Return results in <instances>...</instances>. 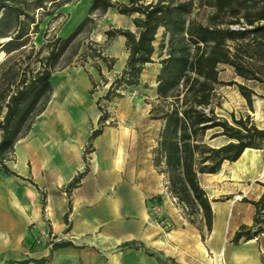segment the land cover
Returning a JSON list of instances; mask_svg holds the SVG:
<instances>
[{
	"label": "crops",
	"instance_id": "0c3cea01",
	"mask_svg": "<svg viewBox=\"0 0 264 264\" xmlns=\"http://www.w3.org/2000/svg\"><path fill=\"white\" fill-rule=\"evenodd\" d=\"M6 2L21 3L26 14L0 8V46L19 27L25 33L18 49L30 40L45 44L37 17L41 4ZM48 3H56L50 18L67 13L55 37H67L90 16L91 0ZM74 14L77 21L69 25ZM133 17L107 7L90 34L104 41L109 27L133 31ZM106 52L120 56L119 68L52 70L47 101L0 166V264H264V231L253 234L252 202L264 193V144L245 148L216 172L198 174L213 216L210 229L201 214L197 225L169 191L167 173L154 165L164 120H158L157 132H138L125 115L138 110L133 90L110 86L128 56L124 37H116ZM107 103L115 117L107 116ZM207 142L219 146L226 140ZM223 176L231 178L232 189L221 201L217 180ZM242 225L249 235L235 240Z\"/></svg>",
	"mask_w": 264,
	"mask_h": 264
},
{
	"label": "trees",
	"instance_id": "16d2710c",
	"mask_svg": "<svg viewBox=\"0 0 264 264\" xmlns=\"http://www.w3.org/2000/svg\"><path fill=\"white\" fill-rule=\"evenodd\" d=\"M6 1L0 0V8L6 7L16 16L26 14L20 3L24 0H10L20 4L9 7ZM50 1L31 3L44 7ZM192 4V0H91L88 13L114 7L121 14H135L132 22L137 34L123 28L106 31L108 36L116 33L126 38L128 56L121 79L126 84H138L143 67L153 61L158 29L162 27L168 34L167 55L159 61L156 79V93L167 100V105L154 116L164 120L154 165L167 173L169 191L186 207L189 216L201 214L210 229L212 210L198 174L216 172L223 161H234L245 148H258V141H264V128L257 127L249 117H232L231 123L210 107L214 85L223 82L218 76L219 64L229 65L235 75L264 87V0H205L204 4L212 8L206 22L187 17ZM89 20L86 16L67 37H55L49 43L45 62L36 69L28 63L21 68L17 57L9 54L21 46L17 41L25 33L24 27L0 46V60L4 51L9 54L0 63V166H5L14 142L26 132L49 97L52 70L48 59L56 54L59 42L74 37ZM229 84H236L251 105L255 92L252 88L233 80ZM208 130L211 132L207 136ZM219 136L226 142L219 146L207 142ZM252 202L256 205L253 234H258L264 231V193ZM249 232L250 228L242 225L234 238L248 237Z\"/></svg>",
	"mask_w": 264,
	"mask_h": 264
},
{
	"label": "rangeland",
	"instance_id": "374dc122",
	"mask_svg": "<svg viewBox=\"0 0 264 264\" xmlns=\"http://www.w3.org/2000/svg\"><path fill=\"white\" fill-rule=\"evenodd\" d=\"M75 1L76 0H58V3L62 4L64 2L68 3ZM111 1L121 2V0ZM127 1L128 0H124V2ZM152 1L154 2L156 0H141V2L145 3ZM192 1L193 4L191 7V12L187 15V17L194 18L201 22H206L207 16L212 11V8L204 4L205 0ZM27 3L29 4V2ZM55 4L56 3H46L43 7L44 10H40L39 15L37 16L39 19L42 20L40 21L44 27V35H46L47 42L42 46H36L32 43V40H30L27 42L24 48L17 49L16 51H12L10 53V55L17 57L18 61L20 62L19 66L21 68L24 67L26 63H28L30 64L31 68L36 69L41 66L42 62H45V57L48 55L50 50L49 43H52L55 39V36H52L54 31L67 19V13L65 12H61L57 16H53L52 18H50L52 6H54ZM80 8L81 6L79 7V9ZM99 14L100 11L98 9L91 11L90 20L83 25V27L74 37H72L68 41L58 43L55 48L56 54L52 58L48 59V62L50 63L49 68L51 70H60L67 66H86L88 64H93L94 66L99 65V67L103 66L108 70L119 68L120 56H108L106 49L110 42H113L116 37L124 36L116 33H113L111 36H108L106 34V30V40H94V38H92L90 34V31L95 18H98ZM134 15L135 14H132V16ZM129 17H131V15H129ZM76 21L77 16L74 14L71 18L69 25L74 24ZM116 28L118 27L112 26L109 27L108 30H114ZM132 30L134 31V33L137 34V29L135 26H132ZM124 42L126 47L125 37ZM153 43L155 45V51L152 54L153 61L147 63L143 67L138 84H126L123 80H121L123 69L116 72L115 76L112 78L110 83V86H124V88H129L133 90L132 96L134 97L135 103L139 104L138 110L136 112L133 111V113L131 114L126 113L125 115L128 119L129 117H132L133 121L135 122V126L137 127V130L140 133L158 131V128L160 127V122H158V120L161 119L155 118L154 116L156 114L161 113V111L167 105V100L155 96L154 94V89H156L157 74L161 66L159 61L162 57H165L167 55L168 51V34L164 32L162 27L158 29L156 33V38ZM161 44H163V48H161ZM3 54L5 55V52H3ZM4 55L2 59L4 58ZM2 59L0 60V63ZM218 69L219 79L223 82L214 85L212 102L210 104V107L213 109L214 113L219 117L227 119L231 123L232 117H242L243 119L249 117L250 121L254 123L257 127L264 128V87H262L258 83L249 80H244L241 77L235 75L232 67L227 64H219ZM18 71L20 72V70ZM231 80L243 83L244 85L252 88L255 91L251 96V105L247 103L245 97L240 93L236 84H229V81ZM117 93H119L120 95L122 94L121 91H118ZM111 100L112 99H109V101ZM137 100L139 102H137ZM107 106V116H110L111 114V116L115 117V114L112 110L114 105L112 103H107ZM2 115L3 114L1 113L0 117ZM210 132L211 130H208L206 135L208 136ZM219 139L225 140L223 136H219ZM258 144L262 145L264 144V141H258ZM230 179V177L223 176L217 180L219 186L218 191H220L217 200L222 201L228 197L226 191L232 189ZM198 216L199 214H192V222L196 223L197 225L202 223V221L198 219Z\"/></svg>",
	"mask_w": 264,
	"mask_h": 264
},
{
	"label": "bare ground",
	"instance_id": "6f19581e",
	"mask_svg": "<svg viewBox=\"0 0 264 264\" xmlns=\"http://www.w3.org/2000/svg\"><path fill=\"white\" fill-rule=\"evenodd\" d=\"M246 153V152H245ZM225 166H227V165H225ZM222 170V169H221ZM221 251V250H220ZM221 257V256H220ZM218 263V262H217ZM222 263V262H221Z\"/></svg>",
	"mask_w": 264,
	"mask_h": 264
}]
</instances>
